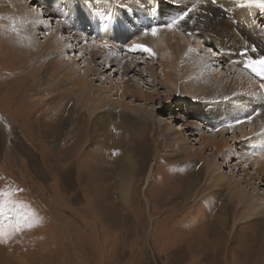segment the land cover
I'll list each match as a JSON object with an SVG mask.
<instances>
[{
	"label": "rangeland",
	"instance_id": "374dc122",
	"mask_svg": "<svg viewBox=\"0 0 264 264\" xmlns=\"http://www.w3.org/2000/svg\"><path fill=\"white\" fill-rule=\"evenodd\" d=\"M25 1L28 9L39 14V19L42 17L46 23L45 26H35L33 29L30 26L27 31L31 36L29 39H25L24 35L22 36V33L18 32H14L12 35V32L3 28L4 25L1 22L4 18H9V13L0 9V264H230L229 262L233 258L244 261V259L238 258L237 251L233 249L236 241H233L232 228L226 238L220 239L225 240L223 248L218 243L219 233L215 229L219 227L213 225V221L210 219L212 214H208V220L205 212L206 208L210 207V204L206 203L207 199L212 200L206 195L209 189H205L201 193L199 200L187 201L185 205L189 206L184 214H173V192L176 193L179 191V187H183L182 182L177 181L179 174L183 173L184 175L185 172H190L192 167L183 165L180 160H175L172 156L173 153L168 149L160 148L161 138L164 139V136H161L159 132L162 126L165 130L181 127L185 141L194 143L196 136L187 126L188 123L195 122L205 130L208 128L202 125L198 110L190 109L187 111L190 115L185 116L186 120L179 122L174 120L173 113L169 108V106H173V110L183 116L184 110H188L190 104L193 103L192 100L182 99L178 93L175 96L169 95V98L164 101L157 100L155 103H150L147 100V108L153 110V121L156 124L157 134L154 135V138L141 136L134 140L133 144L137 149L136 165L139 167V162L142 161L141 157L146 156L142 151L150 143L148 166L145 169H136L132 173L128 203L121 200L118 195L108 193V189L115 190V186L106 189L105 183L103 184L101 181L108 179L105 177L104 180L102 176L105 174L102 172L101 176V171L95 168L98 166H94L93 160L96 158L94 156L95 145L101 141L99 139H104L108 135L113 124L112 120L102 119L96 129L86 122V126L79 130L75 124L84 119L79 115L80 108L85 111L84 104L80 102L81 106L73 104L75 108L72 119L75 120L74 124L71 126L64 124L59 117L55 122V128L53 125L51 127L50 120L54 118L57 110H60L61 104L58 105L54 101L55 97L41 102L39 93H34L30 89L33 80L28 79L25 82L20 80V77L23 76L16 73L19 64L14 63V57L18 51L22 53L23 50L19 47L25 42H32L33 46L40 47L51 35L56 40L61 33L60 35L65 39L63 42L65 51L59 54V59L64 68H70L75 74L87 77L90 84L101 93L102 88L108 86L110 81L117 82L119 75L116 74L113 67L108 68V65H100V59H96L94 62L87 54L78 52V46H74L75 43L68 32L61 29V32L56 33L54 28L57 17L54 15L44 16L46 10L42 5L37 4L36 0ZM103 1H77L79 3L76 9L80 16L78 17L79 27L86 38L95 34L92 32L93 25L88 21L95 18H91L87 14L86 5L93 9L94 13H97ZM107 1L110 3L109 15L111 16L120 10L118 7L120 5L121 8L123 6V8L133 9L132 4L138 0ZM77 2L70 4L73 5ZM27 5L24 6L27 8ZM141 9L143 12L148 8L145 5ZM14 15L18 17L16 14ZM155 15L156 13L153 16L155 17ZM141 19L138 17V10L134 9L130 17L125 19L127 25L133 23V27L130 28L131 32H128V27L119 36L110 32L108 36L111 38L107 37L109 42H114L122 49L132 34L139 36L144 32H149L153 27L160 28L166 25L164 20L155 21L151 18V22H140ZM256 21L260 27L264 28L263 18L256 19ZM95 22L100 23L97 20ZM225 24L232 26L233 20H226ZM234 35L235 33L232 37L233 40L228 41L227 45L234 43ZM98 38L94 36V39ZM50 42L52 43L53 40ZM242 42L244 44V41ZM212 44L214 43L203 41V50L207 53L211 52V56L210 58L200 57L196 65L207 70H219L224 75L229 74L227 71L228 57L221 54L216 45ZM189 48L193 52L187 54L185 59L190 62L194 60L195 53L194 48ZM251 50L252 48L249 49L248 54L252 53V56L258 58L257 49L256 52ZM133 55L137 65L128 73L133 85H138L146 93L166 96L167 90L164 84L158 83L162 77L159 60L155 59L153 62L154 71L158 76L155 79L154 75L145 69L146 64L151 62L146 52H134ZM92 70H94V74ZM232 74H229V77H232ZM248 75H250L248 81H252L255 77L250 72ZM232 78H237V76L233 74ZM240 78L241 81H245V76ZM46 81L50 83L54 79ZM14 85L18 86L20 91L24 89V93L28 90L29 95L24 103L22 102L24 98L15 101L16 89ZM100 87L101 89H99ZM258 90L257 98L263 102L264 90ZM224 96L228 98L230 92H225ZM180 99L182 105L178 104ZM71 100L69 98L67 103L62 104V107L65 108L72 102L76 103V99L70 102ZM132 100H134L132 97L127 98V101L131 103H141L142 105L140 100ZM206 103H208L207 100ZM63 108H61L63 113L60 114L62 116L65 115ZM257 109L259 106L252 107L254 113ZM17 112L20 114V118L17 116V121H14L13 118ZM27 118L29 121H25ZM112 118L114 121L119 120L116 117ZM44 119L49 120L50 129H54V134H49L46 130L48 129L45 126L47 122ZM244 126L243 130L248 134L247 137L250 140V125ZM72 128H75L74 138L77 136L79 141L76 152L80 157L78 160L80 162L72 164L69 168L63 161L73 155L71 152H69L70 155H67L65 153L67 151L62 149L65 148V134ZM143 130L141 124L140 131ZM18 131H21L19 135ZM140 131L137 134L141 133ZM92 133H95L96 141L92 139ZM226 136L230 139L232 135L229 133ZM67 138L71 139L72 145L75 144L76 140L74 141L70 134ZM237 145L238 148H242V141ZM143 148L145 149L141 151ZM77 154L75 153L74 156ZM204 156L209 157L210 151H205ZM138 159L141 160L138 161ZM241 169L242 166L234 168L231 161L219 168L217 173L235 184L244 196L256 194V192H261L264 195V185L258 186V180H250L247 183L248 175ZM248 171L254 172L247 170V173ZM219 201L217 200L218 203ZM257 205L258 208L254 211L252 218L264 215V201L257 202ZM29 224L32 226L29 227ZM245 224L243 222L237 224V234L249 230ZM246 259V263H251L250 258ZM261 259H264V256ZM261 259L259 258V260Z\"/></svg>",
	"mask_w": 264,
	"mask_h": 264
},
{
	"label": "bare ground",
	"instance_id": "6f19581e",
	"mask_svg": "<svg viewBox=\"0 0 264 264\" xmlns=\"http://www.w3.org/2000/svg\"><path fill=\"white\" fill-rule=\"evenodd\" d=\"M36 1L46 10L44 16L54 15L57 17L54 28L56 33L61 32V29L65 30L74 41V46H78V52L87 54L94 62L96 59H100V65H108V68L113 67V70L119 75V80L115 83L110 81L108 86L102 88L101 93L90 84L87 77L75 74L70 68H64L59 59V54L65 51L63 43L65 39L60 35L61 33L56 40L52 35L51 39L46 38L47 41L40 47L33 46L32 42L20 44L19 48L23 51L22 53L18 51L14 57V63L19 64L18 68L19 66L21 68V70L17 68L16 71L20 76H23L20 77V80L23 82L28 79L33 80L32 84H29L32 87L30 89L34 93H39L41 102L55 97L54 101L58 105L61 104L60 110H57L54 118L50 120L51 127L53 125L55 128V122L59 117L64 124H70V126L74 124L75 120H72L75 109L73 104L79 105L80 102L84 104L85 111L80 108L79 115L84 119L75 124L79 130L86 126V122L96 129L102 119L112 120L113 124L108 135L104 139H99L101 141L96 143L97 146L95 145L94 156L96 158L93 160L94 166H98L95 168L101 171V176L102 172L105 174L102 176L104 180L105 177L108 179L101 181V183H105L106 189L115 186V190L108 189V193L116 194L121 200L128 203L132 173L136 169L147 168L148 154L151 149L150 143L147 144L146 149H141V151L145 149L142 152L146 156L141 157L142 161L138 159L140 166L137 167L136 155L138 153L133 141L141 136L154 138V135L157 134L156 124L153 121V110L147 108V100L150 103H155L157 100L164 101L169 98V95L175 96L178 93L180 98H188L193 103L190 104L188 110H184L183 116L178 115L173 110V106H169L174 120L183 122L186 120L185 116L190 115L187 111L196 109L202 125L208 128L205 130L200 124L188 123L187 126L196 136L194 143L185 141L181 127L165 130L162 126L160 129L159 134L164 136V139L161 138L160 148L168 149L173 153L172 156L175 160H180L183 165L192 167L190 172L187 171L184 175L183 173L179 174L177 181L182 182L183 187H179V191L176 193L173 192V214H184L189 206L185 205L186 202L199 200L201 193L205 189H209L206 195L212 200L207 199L206 203H209L210 207L206 208L205 212L207 218L208 214H212L210 219L213 221V225L219 227H215L219 233L217 236L219 240H216L223 248L225 240L220 239L226 238L232 228L233 241H236L233 249L237 251L238 258L244 259V261H240L232 257L233 259L229 263L264 264V259H261L264 256V215L251 217L258 208L257 202L264 201V195L261 192H256V194L244 196L235 184L217 173L219 168L232 161L234 168L242 166L241 170L248 175L247 183L250 180H258V186L264 185V101L261 102L262 100L257 98L258 89L264 90V78L246 68L245 62L248 56L240 55L245 49L249 53V49L253 47L259 52V54L257 52L259 56L264 55V28L260 27L256 21V19H264V7L260 6L259 0H216V3H213V0H138L132 4L133 9L123 8V6L121 8L120 5L118 6L120 10L111 16L109 15L110 3L104 0L101 3V8L98 6L101 10H97V13H94V10L88 5H86L87 8L85 7L87 14L91 18H95L88 20L93 25L92 32L95 33L89 38H86L79 27L78 17L80 16L76 9L79 6L77 1L81 0ZM86 1L101 2L102 0ZM71 2L77 3L72 5ZM24 5H27L25 0H0V9L9 13V18H4L1 23L6 31L12 32V35L14 32H18L22 33L25 39H29L31 36L27 31L30 26L33 29L35 26H45L46 23L42 17L39 19V14L31 12L28 5L27 8ZM145 5L148 8L147 12H142L141 7ZM193 5H195L194 9ZM134 9L138 10V17L142 18L140 22H151L153 19L155 21L164 20L166 25L160 28L155 27L158 29L156 35H153L151 30L139 36L132 34V37H129L130 40L125 42L121 49L114 42H109L107 37L111 38L108 36L110 32L119 36L127 27L128 32H131L130 28L133 27V23L127 25L125 19L130 17ZM157 9L158 12H156ZM190 9L192 10L189 11ZM185 12H188V16L184 20L171 28L167 26ZM13 13L18 17H15ZM154 13H156L155 17ZM151 18L152 20H150ZM229 19L233 20L232 26L225 24ZM134 23L137 24V22ZM234 33V43L227 45L228 41L233 40ZM6 36H4L5 39H7ZM94 36L101 39H94ZM50 40L53 42L51 43ZM203 41L214 43L212 45H216L218 51L228 57L227 71L229 74L233 73L237 78H232L233 74L232 77H229V74L224 75L219 70H207L196 65L200 57L210 58L211 56V52L207 53L203 50ZM136 45H145L152 50L151 54L146 53L152 63L146 64L145 69L152 73L155 79L158 76L154 71L153 62L155 59L159 60L162 77L160 75L158 83L164 84L167 90L166 96L157 94V96L160 95L157 98L155 94L146 93L141 87L133 85L130 81L128 73L137 65L133 53L144 52L135 48ZM189 47L194 48L195 53H193L194 60L190 62L185 59L187 54L193 52ZM248 55L256 58L254 55L252 56V53ZM92 72L95 73L94 70ZM247 72L255 76L252 81H248L250 75ZM242 76H245V81L240 80ZM50 79H54V81L47 83L46 80ZM250 86L252 87L250 88ZM248 87L250 89H247ZM14 88L16 89L15 101L24 98L22 99L24 103L29 95L28 90L24 93V89L20 91L15 85ZM227 91L230 92L228 98L224 96ZM25 95L26 97H24ZM128 97H132L134 99L132 101L140 100L142 105L127 101ZM69 98L73 101L76 99V103L71 100L72 103L66 104L68 106L63 108L62 104L67 103ZM180 101L181 99L179 103H176L182 105ZM254 106H259L255 113L252 111ZM61 108L65 109L64 116L60 115L63 113ZM18 112L14 115V121H17L20 115ZM112 117L119 120L114 121ZM29 118L25 121H29ZM45 121L47 122L45 126L48 128L46 130L49 134H54V129H50L49 120ZM141 124L144 128L142 132L140 131ZM246 124L251 128L250 140L247 137L248 134L243 130ZM139 131L141 133L137 134ZM20 133L21 131L17 132L18 135ZM229 133L232 135L230 139L226 136ZM69 134L74 138L75 128L65 134V148L62 149L67 151L65 152L67 155H70L69 152L73 155L63 161L70 168L72 164L80 162L78 161L80 157L76 152L79 144L78 138L77 136L74 138L76 142L72 145L71 139L67 138ZM15 136L17 137L16 134ZM92 139L96 141L95 133H92ZM240 141L244 148L243 146L238 148L237 143ZM205 151H210L209 157L204 156ZM75 153L77 156H74ZM205 161L206 164L203 163ZM247 170L254 172L248 171L247 173ZM217 200H220L219 203ZM239 222L246 223L245 226L249 230L237 234L236 227ZM243 236L244 238L241 239ZM246 258H250L251 263H246Z\"/></svg>",
	"mask_w": 264,
	"mask_h": 264
},
{
	"label": "snow or ice",
	"instance_id": "6c2138e0",
	"mask_svg": "<svg viewBox=\"0 0 264 264\" xmlns=\"http://www.w3.org/2000/svg\"><path fill=\"white\" fill-rule=\"evenodd\" d=\"M213 3H216V0H213ZM260 6L264 7V0H259ZM195 8V5H193V9ZM190 9L189 11H191ZM188 16V12H185L182 16H180L177 20L173 21L171 24L167 25L169 28L173 27L175 24H178L181 20H184ZM158 29L153 27L151 29V32L153 35H156ZM135 48H138L146 53H152V50L145 45H136ZM252 52H256L255 47L252 48ZM240 55L248 56V59L245 62V67L250 69L253 73H255L257 76L264 78V55L259 56L258 58H252L248 55V50L245 49L243 52L240 53ZM32 225L29 224V227Z\"/></svg>",
	"mask_w": 264,
	"mask_h": 264
}]
</instances>
